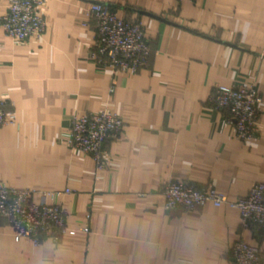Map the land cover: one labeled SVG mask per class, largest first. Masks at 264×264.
<instances>
[{"label": "crops", "instance_id": "crops-1", "mask_svg": "<svg viewBox=\"0 0 264 264\" xmlns=\"http://www.w3.org/2000/svg\"><path fill=\"white\" fill-rule=\"evenodd\" d=\"M93 3L142 23L149 68L112 76L89 59ZM42 15L39 41L17 42L0 26V101L17 116L0 128V184L71 190L54 202L68 211L69 230L36 247L2 220L0 264H234V242L264 248V234L243 230L237 210L167 211L162 194L175 179L237 200L264 183V0H46ZM250 85L263 101L259 137L248 144L209 99L217 86ZM106 109L124 129L105 143L97 170L69 134L74 117Z\"/></svg>", "mask_w": 264, "mask_h": 264}, {"label": "built area", "instance_id": "built-area-1", "mask_svg": "<svg viewBox=\"0 0 264 264\" xmlns=\"http://www.w3.org/2000/svg\"><path fill=\"white\" fill-rule=\"evenodd\" d=\"M6 12L0 17L5 35L17 42L39 41L46 34L42 9L46 0H6ZM183 1V0H180ZM195 2L196 0H186ZM88 23L94 30L89 59L99 68L115 74L136 75L149 68L152 49L145 39V27L138 20L119 18L108 5L93 3L86 11ZM115 86L110 88V95ZM262 96L255 85L245 87L217 86L209 99L214 112H228V122L233 126L235 138L252 143L259 137V119L262 114ZM13 105L0 101V128L16 125ZM124 129L123 119L109 109L89 113L72 119L69 145L90 156L97 170L107 162L105 143L117 139ZM71 190L45 192L37 189H16L0 184V222L12 228L14 239L31 241L40 246L49 239L59 244L68 233V211L54 202ZM162 194L165 209L194 212L208 204L215 208L227 206L240 214L241 228L253 234H264V183L255 184L248 195L230 200L214 186L195 188L183 180H170ZM50 200V202H48ZM90 216H87L89 221ZM84 233H89L87 227ZM234 264H264V248L243 241L231 247Z\"/></svg>", "mask_w": 264, "mask_h": 264}]
</instances>
